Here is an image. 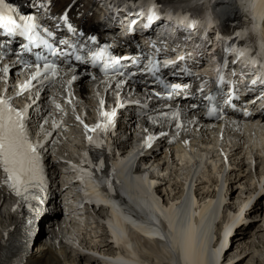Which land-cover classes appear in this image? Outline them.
Returning a JSON list of instances; mask_svg holds the SVG:
<instances>
[{"label": "bare ground", "instance_id": "1", "mask_svg": "<svg viewBox=\"0 0 264 264\" xmlns=\"http://www.w3.org/2000/svg\"><path fill=\"white\" fill-rule=\"evenodd\" d=\"M75 1V7L72 12L69 13L71 19L79 16V19H76L79 27L82 28L83 31H92L89 25H92L96 19L94 11H96L99 2H94V0H53L52 11L61 12L65 6ZM125 1L136 3L140 0ZM158 1L169 5H176L177 7L196 13H201L203 9L210 10L213 19L217 20L219 23L218 29L220 31L228 33L231 37L233 36V41L240 45L244 44L246 41L250 42L251 46L249 49L252 52H257L259 56L264 54V48L261 47V45H264V0H155L156 3ZM45 5H47V2ZM102 27L103 25L98 24V28ZM246 27L245 35L238 39L236 33L243 31ZM255 33L260 37L261 44L257 42V38L254 35ZM80 93L87 96V88L82 87ZM261 119L263 122L258 123L256 121L245 124L242 129L240 126L227 129L225 138L216 136L218 130L221 131V129H223L222 126L210 124L203 128L200 131L201 136H198L196 129L190 127L188 123H185L188 124L187 131L174 129L172 130V132L175 133L173 137H163L155 141H147V143L152 144V147L149 148L144 146L147 147L148 150L145 155L136 162L133 176L140 177L145 165L144 169L147 170L144 173L145 181L148 182L147 176L150 175L151 178L157 182L154 191L158 197L163 198L165 200L164 202H167L165 206L166 211L173 206L181 204V202H183L182 200H185L187 197V185L190 187V194L195 196L189 211L190 217H195L193 233L198 229L200 230L202 227L204 216L207 212L202 210L213 206V204L218 208V214L214 219L212 230H210L212 231V235L210 241L207 242L208 247L204 249L202 258L198 254H193L188 251L187 246H185L186 256L179 259L178 252L175 248H170L168 245L165 246L164 243L159 242L160 240H156L150 233H146V238L140 236L137 233L138 226L136 222L129 215H120L119 217V213L111 211L117 221H120L118 218H122V221L129 224L131 229L127 232L128 238L120 240L118 246L115 247L110 242L103 226L97 223L98 226L91 229L94 231L92 233L88 232L91 243H89V248L87 250L92 251L93 248L98 250V252L102 250L104 255H106L105 253L112 252V257H104V260H99L95 256L87 254L84 251L87 248L86 246L82 247V244L76 245L75 241H71L75 238V234L79 232L71 230V228L74 229L75 226H69L70 230L66 233L64 239L63 236H60L59 228H62L63 224L58 221L62 216L59 209H56L55 212L50 215V219L47 221L48 225L45 224V229H43L42 232L40 231L35 239L34 247L39 248V251L37 250L35 253L29 252L28 249L23 247L22 250L17 251L13 255H8L7 253L13 245L14 239L19 231V214L5 207V199L0 194V264H135L136 262H141L142 264H165L167 262L169 264H222L226 261L224 256L228 253L227 249L224 252L227 242L243 246L250 234L246 227H243L245 224L242 225V219H246L242 217L246 215V213L243 214L244 212L250 213L252 211L253 208L250 207V205L257 191L256 186L254 185V187H251L252 184L249 183L252 178L251 172H253L256 167L264 164V159L261 156L257 155V153H251L253 149L260 151V154L264 152V116H262ZM150 131L151 133L147 135V137L158 133L157 129L146 120V117L138 118V116H134L133 114H125L121 125L115 130V136L111 140V143L113 142L118 152L123 155L131 146L133 140L137 139V133L146 136ZM228 135H232V137L229 139ZM138 140L141 144L145 143L146 145V137L139 138ZM170 140L172 142H170ZM185 141H187V143H185ZM69 144L72 143L69 142ZM228 145H230V148L227 147ZM217 147H220V149ZM225 149H229V153L230 151L239 150L240 152L246 149L248 152L247 154L250 156V160L247 163L239 161L235 164H228L225 162V158L229 155H227L228 151ZM140 152L141 150L139 153ZM218 152L220 153L218 154ZM239 152H235L233 155H237ZM78 153L79 149L68 145V143L65 145H58L54 148L52 150L54 157L51 156V160L48 161L52 174H60L59 165L62 164L60 161L61 159L73 160ZM114 159H117L118 163L123 162L122 158L118 155L114 156ZM114 159H110L104 169V177L109 185H112L116 181L115 167L113 166L115 164ZM148 162H151V165H149ZM134 164L133 159H131L130 165L132 169L134 168ZM174 164L175 166H181L183 169L186 168V173L182 174L183 176L180 180H177V182L176 179H179V176H177L176 171L173 172L176 176L174 175L172 178V173L168 168V165ZM231 165L233 166L230 171L233 173L232 178L230 176L223 177L226 173H224V171L227 170V166ZM154 166L159 167L157 174L150 170ZM200 167H202L203 170L207 169V173L212 172L218 174L215 176L216 179H219V184H217V186H215L217 180H213L214 186L217 188L216 191H205L204 187L198 188V185H204L206 182L212 183L210 174L208 176L204 175L201 179L194 178L197 172L196 170ZM62 168L66 170L64 165ZM163 173H165V175H163ZM66 177L67 176H65V180H69ZM260 177V180L257 178L256 185L258 190L262 191L264 190V173H260ZM56 178L58 177L54 178V183H56ZM203 178L207 181L205 182L202 180ZM171 181H173L172 185H170ZM230 181L236 184L237 188L241 189V192L243 189L242 193L247 195L238 203L236 209L226 205L228 191L224 189V185L228 184V182L230 183ZM166 184L170 185L169 189H164ZM59 191V187L54 186L52 204L55 205L56 208L59 207L60 203ZM196 195L199 196V198H197ZM117 202L121 207L120 210H126L134 216L143 218L139 207L132 205L130 198L126 197V199H124L120 196ZM99 203L105 206H111L112 209L114 207L113 202L108 199L101 200ZM91 211H93L94 214H91L90 220H95L96 218L101 220L104 215L109 213V210L105 207H93ZM223 212L227 213L228 216L226 215L224 220L221 221L222 223L219 224L220 227L218 226L219 229L216 235L214 232V228L216 227L215 222L219 220ZM71 215L81 219L79 213L75 209H73ZM73 217L71 218V216H69V218L74 220ZM84 218L88 220V215ZM99 220H97V222ZM89 223L94 225L95 222L84 221L82 226L85 227ZM64 226L67 227L66 224ZM235 226L237 227L228 241V234ZM223 252V261H221Z\"/></svg>", "mask_w": 264, "mask_h": 264}, {"label": "snow or ice", "instance_id": "2", "mask_svg": "<svg viewBox=\"0 0 264 264\" xmlns=\"http://www.w3.org/2000/svg\"><path fill=\"white\" fill-rule=\"evenodd\" d=\"M5 0H0V5H3ZM46 4V0H36L35 7L43 9ZM49 13H51V4L47 3ZM75 4H70L63 11H61L58 16L52 17L53 20L56 21V32H59L63 29L68 36H71L73 33H80L81 43L79 44H71L66 43V37H61L58 41L54 43H49L47 39H40L36 36L37 32L41 31L42 26L38 23L37 18L34 14H16L17 9L15 7H3L0 6V17L7 16L9 19L5 22L0 20V35L6 36L7 39L0 43V47H4L5 45H11L12 37H22L26 41V43L19 44L18 50H12V57L16 58L15 64H2L0 63V76H4L5 74L9 75V83L11 80L12 69L15 67L17 71L21 70L23 67H33V64H28L26 60H24V55L36 50L34 52V68L36 70V74L31 77L26 83H23L19 86L20 91H17L16 95H20L21 91H33L35 90V100H39L41 96V91L39 90L42 86L47 83L53 81V70L57 68L59 65L63 64L65 61L72 60L73 65H75L78 69H80V62H83L86 67L84 69L92 68L93 70H99L102 64L106 65V71L110 74L118 75L121 79L127 77L126 80H123L121 84V88L125 87L127 84H135L140 83V81L136 80L138 73L136 71H125L124 70V62L127 61L133 66L142 65L140 60L132 59L131 56H120L116 57L113 53V56H107V52L109 49L100 46L98 42V37L95 35H83V29L79 28L76 24L72 22V19L69 13L72 12ZM153 17H157L156 11H153L151 15L147 18V24L153 23ZM158 18V17H157ZM136 21L130 26V29L134 26ZM194 26L190 24L191 28ZM45 31L50 32V29H45ZM131 34V31H130ZM55 33H52V37ZM245 34L243 31L237 32L236 37L239 39L243 37ZM91 43L96 45L97 51L92 56L91 60L84 61V57L82 55H77L75 51L65 52L63 47L76 49L79 48L83 50L86 47V43ZM55 44V47H54ZM63 45V47H59ZM46 49L47 54H42L39 49ZM264 48V45H261ZM55 49V50H54ZM228 50L226 49V52ZM238 57L246 56L247 52L242 46H238L237 49H233ZM57 58L56 60H51L48 57ZM74 58V59H73ZM4 57L0 56V61H2ZM11 59V57H9ZM147 59V57H145ZM186 59L185 57H181V60ZM97 61V62H92ZM254 63V62H253ZM176 65H164L163 68H175ZM264 67V65H262ZM161 68L157 66H149L148 74H150L154 81L158 82L160 85H163L164 88L169 89L166 94L161 93L160 91H155L152 88L148 89L149 96H154L157 101L163 99L165 101L175 99L177 103L175 105H169L167 103L164 104V111L160 112L161 118L169 117V113L171 112V108L175 107L176 111L171 112L170 120L172 121V126L177 130H188V124L193 126L197 125L200 121V117H196L193 115V118L188 121V124L182 123L179 119L181 112L184 111L187 113H193L194 110L198 109L199 105L196 103H192L187 109L185 106L180 103V101H187L195 99L197 96L200 97L207 105L206 115L204 117L207 121H223L227 118L228 113L226 109L231 107L233 111H235V104L233 101L236 100V95L232 92H229L225 99V109L219 108L218 105L213 104L215 97L211 94H204V85L201 84L198 86L197 91L192 93L186 84H182L180 82H173L169 80L165 83V77L161 75ZM173 75H178L177 72H173ZM79 75H77V79ZM262 80H264V76H262ZM223 77H221V83H224ZM145 84H151V81H143ZM257 81H252V84L255 85ZM46 90V89H44ZM134 94V93H133ZM14 97L0 95V172L4 175V185L16 196L18 197L22 203H25L28 207V211L37 212L38 209L35 208L34 204H27L28 201L39 203L43 200L42 193L44 191L45 186V173L43 168V157L41 156V150L45 149V145L42 144H33L29 139L28 130L26 128V123L28 119H30L28 115V110H17L11 103V100ZM127 105L124 104L123 100H119V104L114 106V111H107L105 109V104L103 108L100 109L102 114L100 115L99 125L102 126H94L89 127L85 124L84 130L86 134L87 141L89 143L93 142V136L89 135V133H95L97 131H107L109 129H115V122L118 116V109L121 107H125ZM147 107V105H145ZM157 109L159 110V104H157ZM247 115V113H244ZM77 120L81 123H84L80 117H77ZM44 124L48 123L47 119L42 121ZM155 123V121H153ZM51 135V133H49ZM172 134L170 132H161L158 135L153 134V136L146 137V146L151 148L152 144L147 143L149 140L160 139L162 137H170ZM170 142H172L170 140ZM187 143V141H185ZM97 147H102V144L97 143Z\"/></svg>", "mask_w": 264, "mask_h": 264}, {"label": "rangeland", "instance_id": "3", "mask_svg": "<svg viewBox=\"0 0 264 264\" xmlns=\"http://www.w3.org/2000/svg\"><path fill=\"white\" fill-rule=\"evenodd\" d=\"M225 150L228 151L227 155H229L228 157L225 158V162H227L228 164H233V163L235 164L239 161L240 162L242 161L243 163H247L250 160V156L247 154L248 152L246 149H245L246 151L243 149V151H240V152H239V150H237L236 152H239L237 155H233V153L235 154V151H230V153H229V149H225ZM251 153L252 154L257 153V155L261 156L264 159V157H263L264 152L260 154V151L253 149L251 151ZM232 167H233L232 165L227 166V168H226L227 170L224 171V173L225 172L226 173H225V175H223V177L224 176H230L232 178L233 173L230 172L232 170ZM168 168H169V171H171V173H172V178L174 177V175L176 176V174H177V176H179V179H176V182H177V180H180V178L183 176L182 174L186 173V168L183 169L181 166H178V165L175 166V164L174 165H168ZM151 170L153 173L157 174V172L159 171V167L154 166ZM174 171H176V174L173 173ZM196 171L197 172L195 173L194 178H200L201 179L204 175L208 176L210 174V176H211L210 178L212 179V183H213V180H215V181L217 180L215 182V184H216L215 185L214 183L212 184V183L206 182L207 180L205 178H203L202 180H204L206 183L204 185L203 184L198 185V188L204 187L205 191L206 190L216 191L217 188L215 186H217V184H219V181H218L219 179L215 178L217 173H212V172L207 173V169L203 170L202 167H200ZM260 173H264V164L260 165L259 167H256V169L253 172H251L252 178H251L249 183L252 184L251 187H254V185H255L257 191L254 194L255 196L252 198V202L250 205V207L253 208L252 211L250 213L244 212L243 214L246 213V215L245 216L243 215V217H242V218H244V217L246 218L245 220L242 219V221H243L242 225L245 224V225H243V227H246V229L249 231L250 234H249L248 238L245 240V245H243V246L235 245V243H233V244L229 243V247L227 248L228 253L226 254V256L223 255L224 259L227 262L224 261L222 264H264V190L259 191L258 187L256 185L257 180L261 179ZM163 175H165V173H163ZM256 176H258V177H256ZM172 182L173 181H171L170 185H172ZM170 185L166 184L164 189H166V188L169 189ZM178 187H179V185H178ZM224 189H226L228 191V195L226 196L227 197L226 205L229 206L230 208H233V209H236L238 203H240L243 200L242 198L247 196V195L242 193L243 189L241 192V189L237 188L236 184L232 183V181H230V183L228 182V184H225ZM229 192H230V194H229ZM223 217H224V212L220 216L218 223L216 224V227L214 228V232L216 233V235H217L218 229L220 227L219 224L221 223ZM45 227H46V225H45ZM43 229H45V228H43ZM43 229H41L40 231L42 232ZM229 239H228V241H229ZM37 244H36V246H37ZM37 250L39 251V248L35 247L33 249V253H35ZM99 251L102 252V250H99ZM92 252H98V250H95V248H93ZM224 252H223V254H224ZM37 254H38V252H37ZM222 261H223V257H222Z\"/></svg>", "mask_w": 264, "mask_h": 264}]
</instances>
